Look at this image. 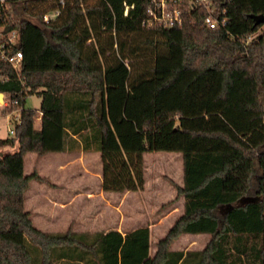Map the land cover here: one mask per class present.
<instances>
[{
  "label": "trees",
  "instance_id": "trees-1",
  "mask_svg": "<svg viewBox=\"0 0 264 264\" xmlns=\"http://www.w3.org/2000/svg\"><path fill=\"white\" fill-rule=\"evenodd\" d=\"M60 1L0 0L1 34L16 31L24 54L18 70L0 57V93L24 107L15 136L0 139L18 144L0 150V264H264V22L253 18L264 0H218V29L198 5L180 25L147 27L150 0ZM32 94L39 110L26 107ZM82 149L101 152L115 193L145 189L146 153L183 154L184 212L153 255L148 226L36 227L26 198L43 178L25 173L26 155ZM183 234L210 240L172 249Z\"/></svg>",
  "mask_w": 264,
  "mask_h": 264
},
{
  "label": "rangeland",
  "instance_id": "rangeland-1",
  "mask_svg": "<svg viewBox=\"0 0 264 264\" xmlns=\"http://www.w3.org/2000/svg\"><path fill=\"white\" fill-rule=\"evenodd\" d=\"M264 27L260 30L263 31ZM2 102V101H1ZM42 98L38 94L28 95L26 107L39 110ZM41 118V117H40ZM40 127V121L37 122ZM15 146H3L2 152H13ZM59 153H49L38 158L37 153H28L25 158V173L38 172L43 180H33L27 191L26 208L34 214L36 225L49 232L54 231L51 225L52 209L48 205L46 196L55 193L53 182L58 179L53 172L52 160ZM93 167L98 163L95 158L90 161ZM146 186L139 191L125 193L111 192L108 196L109 205L102 207L99 201H76L71 209L73 228L79 232H94L109 228H120L123 231L149 226L152 229L151 250L154 254L158 242L164 238L177 218L184 212V198L178 196V185L184 183V161L180 152H148L145 154ZM74 183L81 187L80 178ZM92 186L98 187L95 180ZM98 200V199H97ZM68 216L67 218H69ZM91 220V222H90ZM210 235L189 236L181 235L171 245L172 249H202Z\"/></svg>",
  "mask_w": 264,
  "mask_h": 264
},
{
  "label": "crops",
  "instance_id": "crops-1",
  "mask_svg": "<svg viewBox=\"0 0 264 264\" xmlns=\"http://www.w3.org/2000/svg\"><path fill=\"white\" fill-rule=\"evenodd\" d=\"M57 158H53V172L57 173L56 179L53 182L55 193H52V196L49 195L45 197L48 201L49 207L52 209V220L51 225L54 233L57 232H65L71 226L72 216L70 215V209L72 205L82 199L86 202L99 201L102 207H107L109 204V195L111 192H105L103 189V173H102V160H101V152L97 150L85 151L84 149L76 152H58ZM39 158V157H38ZM98 161L95 167L90 163L91 160ZM79 177L81 182V187L76 188L74 183L77 182L76 178ZM95 180L98 184V187L95 188L92 186V181ZM98 199V200H97ZM27 204V198H26ZM30 211V210H29ZM70 216L69 218H67ZM32 218L34 221V214L32 213ZM91 222V220H90ZM34 224L36 225L35 221ZM36 227H38L36 225ZM144 227V226H142ZM149 227V226H148ZM39 228V227H38ZM140 228V227H138ZM151 230V240H152V229ZM40 229V228H39ZM111 229H117L121 231L123 234L127 232L133 231H123L120 228H109L107 230H97L107 232ZM171 229V228H170ZM46 231V230H45ZM170 231V230H169ZM49 232V231H48ZM189 236H199L205 234H183ZM163 239V238H162ZM186 250V249H185ZM151 255L152 250H151Z\"/></svg>",
  "mask_w": 264,
  "mask_h": 264
},
{
  "label": "built area",
  "instance_id": "built-area-1",
  "mask_svg": "<svg viewBox=\"0 0 264 264\" xmlns=\"http://www.w3.org/2000/svg\"><path fill=\"white\" fill-rule=\"evenodd\" d=\"M4 0H1L3 2ZM65 5V1H60ZM218 0H150L146 9V17L143 24L147 27L155 25H164L165 27H174L183 22V14L186 9L192 6H201L207 10V16L204 24L210 29L224 28L228 24V18L220 15L218 11ZM131 7L134 5H126L125 15L129 14ZM61 9H56L45 15V20L58 16ZM225 13V11H223ZM252 39V37H251ZM19 35L16 31L3 35L0 31V57L10 63L15 69H19L24 58L23 51L16 49ZM17 101L12 102L4 95V100L0 101V139L13 138L16 134L17 126L22 121L23 106H16Z\"/></svg>",
  "mask_w": 264,
  "mask_h": 264
},
{
  "label": "water",
  "instance_id": "water-1",
  "mask_svg": "<svg viewBox=\"0 0 264 264\" xmlns=\"http://www.w3.org/2000/svg\"><path fill=\"white\" fill-rule=\"evenodd\" d=\"M253 18L256 21V24L263 23L264 22V15H253ZM4 100V93H0V101Z\"/></svg>",
  "mask_w": 264,
  "mask_h": 264
}]
</instances>
